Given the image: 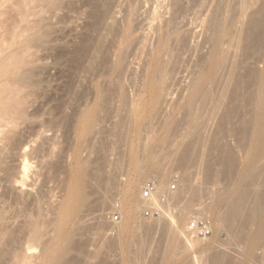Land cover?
<instances>
[{
	"label": "rangeland",
	"instance_id": "1",
	"mask_svg": "<svg viewBox=\"0 0 264 264\" xmlns=\"http://www.w3.org/2000/svg\"><path fill=\"white\" fill-rule=\"evenodd\" d=\"M259 1L62 0L54 10L43 0L38 28L27 24L28 6L22 0H0V64H15L10 75L0 78V85L13 88L9 115L18 122L16 146L0 164V211L8 229L0 234V240L7 237L0 245V264L39 261L40 244L49 237L46 232L75 171L76 157L87 168V200L79 217L83 223L74 235L79 246L66 264H98L104 258L105 264H123L117 245L106 252L115 232L103 223L121 222L123 197L110 182H124L137 166L146 168L136 187L140 197L148 181L157 185L163 180L164 186L154 200L140 203V219L158 227L139 235L144 244L130 246V264H177L182 258L183 249L165 252L167 233L157 225L161 220L171 228L173 220L178 221L184 233L196 216L210 219L214 228L222 225L202 208L212 192L228 189L235 196L254 186L216 161L217 152L208 151L225 141L235 149L237 164L245 162L246 149L233 130L234 120L227 123V118L223 125L220 118L230 98L240 97L232 95V69L242 73L247 91L256 86L250 71L262 67L260 52L252 49L244 55L243 45L245 24ZM216 37L224 68L188 106L191 79L206 67ZM152 79L163 83L160 92ZM20 109L26 113L22 119ZM83 116L89 117L84 127ZM190 139L197 140L198 157L179 169L177 152ZM150 152L156 165L146 162ZM25 162L27 175L21 173ZM263 175L256 178V186L264 187ZM21 177L24 187L17 182ZM195 186L199 191L193 196L190 189ZM186 201L191 202L190 212L180 221ZM253 227L248 225L245 233ZM221 232L224 246L234 243L230 233ZM183 236L178 232V242ZM200 256L190 253L188 264H202ZM262 259L264 248L253 249V264Z\"/></svg>",
	"mask_w": 264,
	"mask_h": 264
},
{
	"label": "bare ground",
	"instance_id": "2",
	"mask_svg": "<svg viewBox=\"0 0 264 264\" xmlns=\"http://www.w3.org/2000/svg\"><path fill=\"white\" fill-rule=\"evenodd\" d=\"M22 1L28 6L27 15L29 16V21L27 20V24L39 28L42 24V19L39 17V11L41 9L40 3L43 0ZM49 2L54 10L60 8L62 4V0H49ZM253 8L252 13L249 15L250 17L247 19V24H245L248 27L247 32L245 31L243 50L244 55H247L252 49L255 52H260L258 57L260 58L259 61L262 63V67L258 70H254L253 68V71H250L256 78V86L250 91H247L243 87L244 80L241 75L242 73L238 74L237 69L236 71L232 69V74L234 75L232 77V95L240 94V97L237 100L230 98L220 118L221 124L225 122V125L227 118H230V122L228 120L227 123H231L232 119L234 120L233 130L238 135L240 144L246 149V152L244 151L245 156H243L244 154L242 155V158L245 157V162L243 161L244 163H241L242 165L237 164L235 149L233 150L224 141L225 138L223 140L224 143H216V146L210 144L213 147L211 146L212 148H209L208 154H213L214 151V154H216L217 152V158L215 157L216 161L222 163L227 171H235L239 177L249 180L254 188L243 189L235 196H232L228 189L217 193L215 191L214 193L212 192L210 201L205 203L202 208L206 215L208 213L209 217L211 216L219 220L222 225L218 228L213 227L209 236L199 237L190 230H186V233H184L183 227L178 221L174 222L173 217L169 215L174 225L171 228L166 220L162 221L161 216H158L156 220L158 222L161 220L162 223L160 221L157 225L160 224L161 226H159L162 228V231L165 234L167 233L165 252L172 254L178 249L184 250L181 256L182 258L177 261V264H188L190 261L187 257L190 253L194 255L195 253L200 254V258L202 259V262L201 260L200 262L202 264H253L251 260L253 249H256V247L264 248V187L256 186L255 184L256 178L264 174V0H260ZM34 16L38 18L30 19V17ZM224 60V52L220 49L218 37H216L213 46L208 51L206 67L204 66L205 68L202 69L200 76L191 79L189 93L187 95L188 106L194 104L212 75L215 72L221 71V68H224L222 66ZM14 65L9 60L2 62L0 64V78L10 75ZM152 80L154 81L156 92H160L163 88V83L156 79ZM12 93L13 88H10L6 84L0 85V164L8 156V151L16 146L15 136L18 122L9 115L10 104L13 100ZM25 116L26 113L20 109L18 118L22 119ZM87 120H89V117L83 116L80 120V125L84 127ZM222 128L220 131H222ZM165 129L167 133L168 129ZM220 131L218 130L216 132L218 133ZM224 131L223 129L222 134ZM218 134L221 135V133ZM212 143L215 145V141ZM196 145L197 140L190 139L177 152L176 161L179 169L192 165L196 161L199 154L197 150L198 146ZM213 161L207 162L208 169L210 163ZM146 162L149 165H156L158 163L154 159L152 152L149 153ZM75 166V171L73 173L71 172L67 179L64 195L56 207V216L50 221L49 229L46 232L49 234V237L40 244L38 252L39 261L36 264H66L71 251L76 250L79 246V243L74 239V235L77 234L80 225L83 223L81 220L79 221V217L87 200V192L85 190L87 168L85 161L77 157L75 159ZM28 168V162L23 163L21 173L27 175ZM145 171L146 168L144 166H137L134 169L133 175L124 182L116 181V179L110 182L113 189L115 188L116 191L120 192L123 198H121L122 201L119 206L121 222H116L118 224H115V222L113 224L103 223L104 228L108 230L110 228V230L115 232L114 237L111 238L108 244L106 252L111 253L117 245L123 255V264H130L131 262L128 256L129 254L127 253H131L130 246L132 244L137 241L141 245L144 244L143 239H140L141 233H150L154 229L156 231V227H158L155 225L156 223L154 224L155 226L152 224H144L145 220L140 219L139 216L141 201L146 199L154 200L156 198V192L164 186L162 185L163 180H160L156 183L155 189L151 191L148 198H144L145 196L140 197L141 194L138 193L136 187H138L144 178ZM23 180L22 177L20 180H17L21 187H24L26 184ZM190 191L191 195L195 196L199 191V187L195 186ZM209 194L207 197H209ZM190 208L191 202H184L180 211V221H183L189 214ZM6 219L7 217L0 211L1 235L8 231L7 227L2 223ZM73 219H78V221L72 224ZM251 224L254 227L248 233H245L246 228ZM186 227L185 225V229ZM221 231H225L227 234L230 233L231 237L234 238V243L230 245L228 242L226 243L227 246H224V242L220 237ZM178 232L184 235L181 242H178V238H176ZM41 233L43 232L41 231ZM6 239L7 237L3 236L0 240V245ZM141 252L140 254H142ZM104 259L100 260L98 264H105ZM260 264H264L263 259Z\"/></svg>",
	"mask_w": 264,
	"mask_h": 264
},
{
	"label": "built area",
	"instance_id": "3",
	"mask_svg": "<svg viewBox=\"0 0 264 264\" xmlns=\"http://www.w3.org/2000/svg\"><path fill=\"white\" fill-rule=\"evenodd\" d=\"M155 189L154 181H148L144 185V195H150L151 191ZM212 224L210 219L202 216H196L189 221L188 229L198 236H208L212 231Z\"/></svg>",
	"mask_w": 264,
	"mask_h": 264
}]
</instances>
